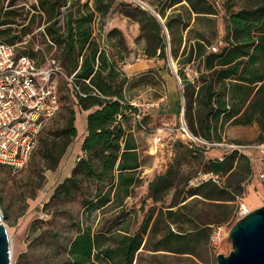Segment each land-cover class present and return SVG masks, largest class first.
Wrapping results in <instances>:
<instances>
[{
	"label": "trees",
	"instance_id": "trees-1",
	"mask_svg": "<svg viewBox=\"0 0 264 264\" xmlns=\"http://www.w3.org/2000/svg\"><path fill=\"white\" fill-rule=\"evenodd\" d=\"M141 1L159 14L167 28L189 131L220 143L229 142L230 127L257 124V142H263L264 0ZM117 2L139 24L137 41L143 44V54L164 60L160 68L172 72L163 25L134 1L38 0L37 8L46 16L42 35L46 46L38 51L16 47L40 66L56 59L64 73L73 76V86L64 78L72 99L63 125L39 139L48 169L58 167L77 137V112L88 113L81 154L70 175L55 187L50 202L81 194L84 214L118 211L107 227L79 222L68 258L60 264H134L141 248L202 258L210 252L214 226L228 221L239 206L237 200L243 199L252 165L246 154L236 150L222 159H205L204 153L211 148L182 135L166 171L148 182L147 199L152 205L139 227L132 228L131 215L137 209H128L127 199L142 182V154L131 127L139 110L132 93L136 80L123 66L131 50L116 27L106 35L108 48L95 34L96 25L102 27ZM18 10L0 7V41L15 45L28 32L35 15L25 24L29 12L23 16ZM142 122L146 125L144 118ZM199 173H214L221 181L191 186Z\"/></svg>",
	"mask_w": 264,
	"mask_h": 264
},
{
	"label": "rangeland",
	"instance_id": "rangeland-1",
	"mask_svg": "<svg viewBox=\"0 0 264 264\" xmlns=\"http://www.w3.org/2000/svg\"><path fill=\"white\" fill-rule=\"evenodd\" d=\"M11 1L0 0V7L3 5L5 9H19L17 13H23V16L29 12L25 24L28 22V17L35 15L28 32L22 35L17 42L19 48L21 50L25 48H33L34 51L43 50L46 46L42 36L46 16L43 11L37 8L38 0H15L14 4L10 5ZM124 1H134L139 4L136 0ZM22 7L23 9H20ZM115 27L123 32L131 50L123 66L128 75L136 80L132 91L136 97L134 104L141 109L142 118L147 125L146 129H142L136 118L131 120V127L141 148L142 182L136 187L133 196L127 199V207L128 209L132 207L137 209L136 213L132 212L130 223L132 228H138L148 208L152 205V202L147 199L148 182L155 175L166 171L175 156V144L182 141L181 124L183 120L181 112H179L180 87L173 72L167 73L165 69L160 68L164 65V60L148 58L143 54V44L141 41H137L140 32L139 24L124 14V6L120 2L112 6L102 27L99 28V24L95 27V34L102 45H107L106 35L110 29ZM17 28L19 30L21 26H17ZM219 28L220 34L223 35L224 27L221 17ZM106 47L108 48V46ZM149 59L151 61H148ZM133 63H141L144 68L137 74L132 73L129 70L131 69L129 64ZM174 63L176 66L175 61ZM160 72H162V76ZM64 81V77L61 76L59 80L60 110L44 129L42 137H46L47 132L60 128L64 123L65 109L72 99ZM152 103L157 104L152 106ZM85 114L87 116V111L77 112L78 135L68 147L56 169L52 170L46 167L40 141L29 163L22 169L13 170L8 166L0 165V208L3 213V222L10 236L12 264L63 263L68 258V247L78 232L79 222L81 224L82 221L84 225L92 223L96 228L107 227L118 215L116 210L105 214L101 212L84 214L81 194L50 202L55 187L70 175L81 154ZM258 133L257 124L233 126L227 130L229 142L242 145L257 142ZM159 136L162 137L161 143L156 142V138ZM217 149L211 148L204 153L205 159L217 157L219 153ZM242 198L237 200V205L241 201L251 210L263 206L264 183L253 176L246 185ZM239 218L237 208L228 221L220 224L222 227L220 242L214 244L210 241V252L203 254L202 258L187 253L142 249L137 254L135 264H218L217 254L229 255L232 250L228 233ZM25 255L26 258L23 257Z\"/></svg>",
	"mask_w": 264,
	"mask_h": 264
},
{
	"label": "built area",
	"instance_id": "built-area-1",
	"mask_svg": "<svg viewBox=\"0 0 264 264\" xmlns=\"http://www.w3.org/2000/svg\"><path fill=\"white\" fill-rule=\"evenodd\" d=\"M18 44L0 41V165L13 170L22 169L38 146L40 136L60 109L61 98L59 80L63 76L70 85H74L73 76H67L54 58L40 66L37 60L25 53H19ZM214 51L217 47H212ZM77 89L79 87L75 86ZM157 103H152L155 106ZM138 106V105H137ZM139 108V106H138ZM142 129V111L135 115ZM183 136L193 142L210 148L222 149L218 156L239 151L246 154L252 165V177L264 183V141L248 145L232 142H208L193 135L185 122L181 124ZM157 143L162 137L156 138ZM212 180L220 183V177L214 173H199L190 181L191 186ZM251 209L240 201L239 217L247 215ZM222 227L214 226L211 242H220Z\"/></svg>",
	"mask_w": 264,
	"mask_h": 264
},
{
	"label": "water",
	"instance_id": "water-1",
	"mask_svg": "<svg viewBox=\"0 0 264 264\" xmlns=\"http://www.w3.org/2000/svg\"><path fill=\"white\" fill-rule=\"evenodd\" d=\"M143 7L150 10L163 25L168 40V61L171 71L178 80L181 90L182 120L184 118L183 86L177 73L175 63L170 53L169 34L167 28L157 12L141 0ZM228 236L231 240L232 250L229 255L217 254L218 264H264V205L252 209L247 215L239 218L231 227ZM0 264H12L11 242L8 229L3 222V213L0 208Z\"/></svg>",
	"mask_w": 264,
	"mask_h": 264
},
{
	"label": "crops",
	"instance_id": "crops-1",
	"mask_svg": "<svg viewBox=\"0 0 264 264\" xmlns=\"http://www.w3.org/2000/svg\"><path fill=\"white\" fill-rule=\"evenodd\" d=\"M148 61H151V59H149ZM129 66H130V68L131 69H129L132 73H135V74H137V73H139V72H141V70L144 68L143 67V65H141V63H133V64H129ZM163 77H164V75H163ZM88 114V113H87ZM87 117V116H86ZM84 118H85V116H84ZM82 129H83V137H84V135L86 134V118L85 119H83V127H82ZM217 151L219 152L218 153V156H220L222 153H223V150L222 149H217ZM217 156V157H218ZM260 181V180H259ZM140 250H142V248L140 249ZM140 250H139V252H140ZM138 252V253H139ZM135 264V263H134Z\"/></svg>",
	"mask_w": 264,
	"mask_h": 264
},
{
	"label": "bare ground",
	"instance_id": "bare-ground-1",
	"mask_svg": "<svg viewBox=\"0 0 264 264\" xmlns=\"http://www.w3.org/2000/svg\"><path fill=\"white\" fill-rule=\"evenodd\" d=\"M84 113H85V112H84ZM84 113H83V114H84ZM81 116H82V115H81ZM81 116H79V117H81ZM85 116H86V114H85ZM83 119H85V118H83ZM77 122H78V121H77ZM81 123H82V122H81ZM77 126H78V125H77ZM81 127H82V125H81ZM81 130H82V129H81Z\"/></svg>",
	"mask_w": 264,
	"mask_h": 264
}]
</instances>
